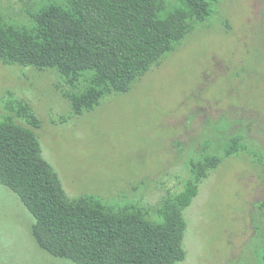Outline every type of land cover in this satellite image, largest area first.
<instances>
[{"label": "rangeland", "instance_id": "374dc122", "mask_svg": "<svg viewBox=\"0 0 264 264\" xmlns=\"http://www.w3.org/2000/svg\"><path fill=\"white\" fill-rule=\"evenodd\" d=\"M44 0H0L22 20ZM167 11L180 0H166ZM53 70L0 64V120L22 100L42 121L45 159L71 198L157 208L183 189L188 164L242 137L248 152L224 160L184 212L186 260L264 261V0H223L175 49L124 94L74 115ZM16 121L22 125L21 119ZM35 219L0 183V264H75L40 248Z\"/></svg>", "mask_w": 264, "mask_h": 264}, {"label": "trees", "instance_id": "16d2710c", "mask_svg": "<svg viewBox=\"0 0 264 264\" xmlns=\"http://www.w3.org/2000/svg\"><path fill=\"white\" fill-rule=\"evenodd\" d=\"M222 1L180 0L168 12L166 0H44L18 21L0 6V64L57 72L69 87L62 95L73 114L82 115L107 94L127 93ZM9 109L15 117L0 120V183L34 217L31 232L40 248L75 264L185 261L184 212L224 160L248 152L235 135L221 153L192 159L183 189L165 197L152 215L143 205L71 198L43 155L42 121L33 107L19 100Z\"/></svg>", "mask_w": 264, "mask_h": 264}]
</instances>
